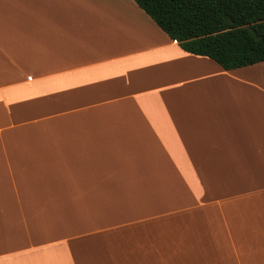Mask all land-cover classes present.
Wrapping results in <instances>:
<instances>
[{
    "label": "crops",
    "instance_id": "1",
    "mask_svg": "<svg viewBox=\"0 0 264 264\" xmlns=\"http://www.w3.org/2000/svg\"><path fill=\"white\" fill-rule=\"evenodd\" d=\"M0 264H264V63L133 0H0Z\"/></svg>",
    "mask_w": 264,
    "mask_h": 264
},
{
    "label": "trees",
    "instance_id": "2",
    "mask_svg": "<svg viewBox=\"0 0 264 264\" xmlns=\"http://www.w3.org/2000/svg\"><path fill=\"white\" fill-rule=\"evenodd\" d=\"M186 52L231 70L264 63V0H133Z\"/></svg>",
    "mask_w": 264,
    "mask_h": 264
}]
</instances>
